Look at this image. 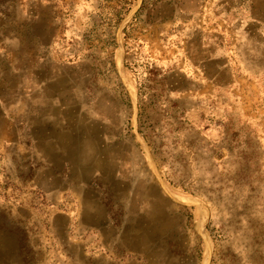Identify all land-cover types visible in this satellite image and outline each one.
I'll return each instance as SVG.
<instances>
[{"label": "rangeland", "instance_id": "obj_1", "mask_svg": "<svg viewBox=\"0 0 264 264\" xmlns=\"http://www.w3.org/2000/svg\"><path fill=\"white\" fill-rule=\"evenodd\" d=\"M0 264H264V0H0Z\"/></svg>", "mask_w": 264, "mask_h": 264}, {"label": "crops", "instance_id": "obj_2", "mask_svg": "<svg viewBox=\"0 0 264 264\" xmlns=\"http://www.w3.org/2000/svg\"><path fill=\"white\" fill-rule=\"evenodd\" d=\"M55 144H57V141H55Z\"/></svg>", "mask_w": 264, "mask_h": 264}]
</instances>
